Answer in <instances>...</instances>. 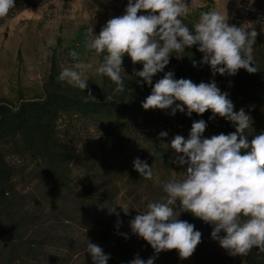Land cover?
Masks as SVG:
<instances>
[{
    "label": "rangeland",
    "instance_id": "rangeland-1",
    "mask_svg": "<svg viewBox=\"0 0 264 264\" xmlns=\"http://www.w3.org/2000/svg\"><path fill=\"white\" fill-rule=\"evenodd\" d=\"M235 1L194 0L182 19L193 28L200 12L213 9L227 15L230 26L254 28L258 36L253 56L259 71L249 74L240 69L235 76L213 77L210 67L201 63L198 46H192L172 54L153 84L168 71L176 79L197 84L215 79L228 93L234 111L243 108L251 116L250 140L251 135L264 132V0ZM126 6L127 0H44L37 8H27L15 0V7L0 18L1 102L15 108L52 92L79 102L58 109L50 123V140L32 142V149L19 136L0 144L7 173L0 178V264H93L85 252L88 242L109 255L107 264H130L137 255L145 261L156 255L154 264H200L196 250H211L215 264H247L244 256L229 255L212 239V226L190 213L182 212L179 218L190 219L202 240L188 259H180L176 250L157 255L131 232L130 220L145 211L148 202L160 200L163 184L186 169L174 162V150L160 147L159 133L167 132L163 143H170L177 134L187 139L192 123L200 119L207 123L206 138L234 132L235 127L219 116L210 120L211 111L189 117L186 109L175 115L171 109L144 110L142 94L149 95L151 86L136 82L127 56L121 74L125 90L114 94L116 85L96 71L102 55L89 51L86 40L91 30L98 34L109 19L123 15ZM53 36L55 45L49 46ZM70 50L87 64L85 78L95 99L87 96V90L57 79L62 68L72 63ZM135 68L142 70V65ZM91 102L109 103L110 109L96 108ZM57 153L69 157L61 160ZM137 157L152 167V179L134 170ZM82 201L85 208L79 207ZM250 254L255 259L264 257L256 248Z\"/></svg>",
    "mask_w": 264,
    "mask_h": 264
},
{
    "label": "clouds",
    "instance_id": "clouds-1",
    "mask_svg": "<svg viewBox=\"0 0 264 264\" xmlns=\"http://www.w3.org/2000/svg\"><path fill=\"white\" fill-rule=\"evenodd\" d=\"M190 5L194 6V0L191 4L186 0H127L123 15L109 19L98 34L91 30L87 36L86 48L103 57L96 71L116 85L114 94L125 90L121 74L125 73L123 58L127 56L136 82L151 86V93L142 102L144 110L171 109L175 115L186 109L189 117L211 111L210 120L219 116L235 127L234 132L206 138L207 123L200 119L192 123L187 139L177 134L170 143H163L167 132L159 133L160 147L174 150V162L186 165V169L163 184L160 200L148 202L146 210L130 220L131 232L157 255L176 250L180 259H188L201 243L202 233L179 218L186 212L212 226V239L229 255L247 256L254 248L264 253V132L251 135L249 140L251 116L243 108L234 111L228 93L221 91L215 79L197 84L191 79H176L174 72L168 71L153 84V77L164 72L172 54L192 46H198L203 54L201 63L210 67L213 77L235 76L240 69L249 74L259 71L253 56L258 36L254 28L230 26L227 15L216 10L200 12L198 22L190 28L182 19L189 15ZM14 7L15 0H0V18ZM141 12L147 14H138ZM48 45H55L54 36ZM68 55L72 63L62 68L57 79L87 90V96L95 99L85 78L87 64L75 50ZM137 64L142 70L135 68ZM133 167L140 177L153 178L152 167L139 157L133 160ZM111 212L115 213V207ZM85 252L93 264H107L110 258L91 242ZM155 259L156 255L146 261L137 255L130 264H154Z\"/></svg>",
    "mask_w": 264,
    "mask_h": 264
},
{
    "label": "trees",
    "instance_id": "trees-1",
    "mask_svg": "<svg viewBox=\"0 0 264 264\" xmlns=\"http://www.w3.org/2000/svg\"><path fill=\"white\" fill-rule=\"evenodd\" d=\"M44 0H21L23 5L27 8H37ZM142 97H147L148 94H142ZM2 100H0L1 102ZM79 103L76 99L68 98L60 93H49L45 98L41 100L26 101L13 108L8 105L0 103V144L3 140L19 136L28 145L29 149H32L30 144L32 142H46L51 139L50 136V123L54 121L56 113L59 108H64L66 105ZM90 105L96 108L105 107L110 109V105L102 104L100 102H91ZM61 157V160H65L69 157L68 154L57 153ZM4 156L0 148V178L6 176V170L4 168L5 161ZM80 208L86 207V202L79 203ZM188 216L187 219H189ZM190 220V219H189ZM189 220H187L189 222ZM105 236V238H107ZM196 255L200 264H215L212 258L211 250H207L205 253L200 250H196ZM251 253V252H250ZM244 256V260L247 264H264V257L255 259L251 254ZM26 256V253H23ZM11 260L9 259V263Z\"/></svg>",
    "mask_w": 264,
    "mask_h": 264
},
{
    "label": "crops",
    "instance_id": "crops-1",
    "mask_svg": "<svg viewBox=\"0 0 264 264\" xmlns=\"http://www.w3.org/2000/svg\"><path fill=\"white\" fill-rule=\"evenodd\" d=\"M233 3H236V1H235V0H233ZM210 10H213V9H210ZM210 10H208V11H210Z\"/></svg>",
    "mask_w": 264,
    "mask_h": 264
}]
</instances>
